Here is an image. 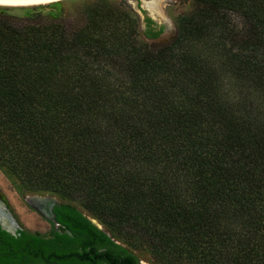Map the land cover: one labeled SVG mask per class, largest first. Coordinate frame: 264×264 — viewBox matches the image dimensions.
Returning a JSON list of instances; mask_svg holds the SVG:
<instances>
[{
  "label": "trees",
  "instance_id": "trees-1",
  "mask_svg": "<svg viewBox=\"0 0 264 264\" xmlns=\"http://www.w3.org/2000/svg\"><path fill=\"white\" fill-rule=\"evenodd\" d=\"M81 14L0 5V169L168 264H264V0H191L159 43L124 1ZM54 213L47 236L0 226V264H141Z\"/></svg>",
  "mask_w": 264,
  "mask_h": 264
},
{
  "label": "rangeland",
  "instance_id": "rangeland-1",
  "mask_svg": "<svg viewBox=\"0 0 264 264\" xmlns=\"http://www.w3.org/2000/svg\"><path fill=\"white\" fill-rule=\"evenodd\" d=\"M88 1V3H86ZM119 3L124 1L137 10L141 16L140 37L148 42H165L169 40L176 31V18L191 7V0H110ZM92 0H57L46 4H35L25 6H7L15 10L27 7H39L40 10L50 13H63L69 15L73 23L82 24L84 18L81 16L84 7ZM150 18L152 22L148 25L144 20ZM149 28L162 31L159 37L149 38L145 32ZM32 196L52 197L58 203L66 202L81 210L95 224L117 239L122 245L128 246L138 257L142 264H168L158 258L143 242L137 239L134 230L126 225L109 229L92 216L83 207L82 196L70 197L57 192H31L27 189L18 190L16 184L0 169V198L5 202L7 208L16 219L19 229L29 230L41 235H50L56 230L54 220L44 216L31 202Z\"/></svg>",
  "mask_w": 264,
  "mask_h": 264
},
{
  "label": "flooded vegetation",
  "instance_id": "flooded-vegetation-1",
  "mask_svg": "<svg viewBox=\"0 0 264 264\" xmlns=\"http://www.w3.org/2000/svg\"><path fill=\"white\" fill-rule=\"evenodd\" d=\"M32 198V197H31ZM34 198H37V199H39V200H41V204H40V208H38L37 207V209L44 215V216H46L47 218H50L49 217V215H48V211H50V208H51V205H49L48 204V199L49 198H43V197H36V196H34ZM42 199H45V200H42ZM1 201H3L1 198H0V209L2 210V213H4L3 215L5 216V218H7V220H9V222H10V224H11V229H9V230H11L12 232H15V235H17L18 234V231L19 230H22V229H19V226H18V224H17V221L15 222V221H13L12 220V218H11V216H10V214H9V209L7 208V206H4V204L1 202ZM37 201V200H36ZM4 202V201H3ZM31 202V201H30ZM56 202V201H55ZM54 202V203H55ZM5 203V202H4ZM60 203H58V202H56L54 205H53V207H52V211H53V213H54V208H55V206L56 205H59ZM45 212V213H47V215L46 214H44L43 212ZM47 211V212H46ZM54 219H52V217L50 218V219H52V220H54L55 221V223H56V225H57V228H56V230L55 231H59V232H62L61 230V225H60V223H58L57 221H56V214L54 213ZM16 220V219H15ZM1 222H3V221H1V216H0V223ZM13 222L15 223V229H14V224H13ZM2 224V223H1ZM3 225L6 227V224L3 222ZM1 226V225H0ZM2 228V227H1ZM7 228V227H6ZM9 233H11V232H9ZM12 234V233H11ZM14 235V234H13ZM142 264V263H141Z\"/></svg>",
  "mask_w": 264,
  "mask_h": 264
},
{
  "label": "bare ground",
  "instance_id": "bare-ground-1",
  "mask_svg": "<svg viewBox=\"0 0 264 264\" xmlns=\"http://www.w3.org/2000/svg\"><path fill=\"white\" fill-rule=\"evenodd\" d=\"M53 1H57V0H29V1H4V0H0V5H5V6H25V5H35V4H46V3H49V2H53ZM37 200V201H36ZM42 200H45V199H42ZM31 203L35 206V207H38L40 208V202L41 200L37 199V198H34L32 197L30 199ZM55 200H53L52 198H49L48 199V204L51 205V204H54ZM41 209V208H40ZM42 211V210H41ZM43 212V211H42ZM47 212V211H46ZM44 214L47 215V213L43 212ZM4 213H2V210L0 209V216H1V221H3L5 224H6V227L7 229H11V224L9 222V220H7V218H5V216L3 215ZM48 215L49 217L51 218L52 217V214L50 211H48ZM3 222L2 225H3ZM14 224V229H15V223L13 222ZM4 226V225H3ZM5 227V226H4ZM5 227V228H6ZM8 229V230H9ZM11 231V230H10Z\"/></svg>",
  "mask_w": 264,
  "mask_h": 264
},
{
  "label": "water",
  "instance_id": "water-1",
  "mask_svg": "<svg viewBox=\"0 0 264 264\" xmlns=\"http://www.w3.org/2000/svg\"><path fill=\"white\" fill-rule=\"evenodd\" d=\"M4 1H29V0H4ZM32 197H34V196H32ZM36 197H42V196H36ZM43 198H52V197H43ZM52 199L55 200L54 198H52ZM55 201H56V200H55ZM1 202L4 204V206H6V204H5L3 201H1ZM55 203H56V202H55ZM55 203H54V204H55ZM54 204H52V205H51V208H50V212H51V214H52V219H54V217H55V216H54V213H53V211H52V207H53ZM8 212H9V214H10L12 220L16 222V220H15V218L13 217L12 213H11L10 211H8ZM0 225H1L2 229L6 230V231H8V232H11L12 234L15 235V232H12V231L8 230V229L5 228L1 223H0ZM67 232L70 233L69 231H67Z\"/></svg>",
  "mask_w": 264,
  "mask_h": 264
}]
</instances>
